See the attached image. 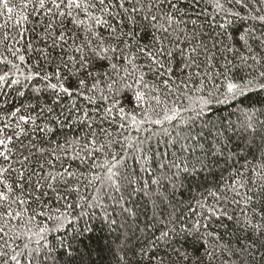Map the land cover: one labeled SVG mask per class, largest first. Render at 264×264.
<instances>
[{
	"label": "snow or ice",
	"instance_id": "1",
	"mask_svg": "<svg viewBox=\"0 0 264 264\" xmlns=\"http://www.w3.org/2000/svg\"><path fill=\"white\" fill-rule=\"evenodd\" d=\"M101 259L264 264V0H0V264Z\"/></svg>",
	"mask_w": 264,
	"mask_h": 264
},
{
	"label": "trees",
	"instance_id": "2",
	"mask_svg": "<svg viewBox=\"0 0 264 264\" xmlns=\"http://www.w3.org/2000/svg\"><path fill=\"white\" fill-rule=\"evenodd\" d=\"M110 259V258H109ZM99 264H107V260L106 259H101L100 261H99Z\"/></svg>",
	"mask_w": 264,
	"mask_h": 264
}]
</instances>
